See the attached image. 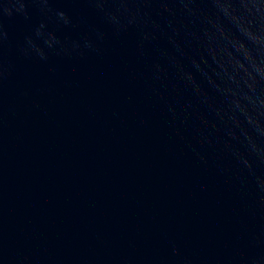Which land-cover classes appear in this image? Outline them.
Listing matches in <instances>:
<instances>
[{"label": "water", "instance_id": "water-1", "mask_svg": "<svg viewBox=\"0 0 264 264\" xmlns=\"http://www.w3.org/2000/svg\"><path fill=\"white\" fill-rule=\"evenodd\" d=\"M0 264H264V0H0Z\"/></svg>", "mask_w": 264, "mask_h": 264}]
</instances>
